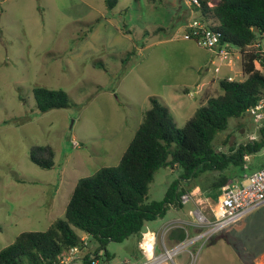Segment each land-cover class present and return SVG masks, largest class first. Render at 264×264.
Here are the masks:
<instances>
[{"label": "rangeland", "instance_id": "1", "mask_svg": "<svg viewBox=\"0 0 264 264\" xmlns=\"http://www.w3.org/2000/svg\"><path fill=\"white\" fill-rule=\"evenodd\" d=\"M188 1L118 0L109 9L105 0H0V252L21 234L45 232L63 220L81 180L94 178L102 168L118 167L151 97L168 107L181 130L204 99L221 94L222 80L199 93L196 85L229 76L242 80L240 61L233 72L222 67L218 74L220 59L213 57L212 63L206 49L182 40V26L194 11ZM259 48L264 44L255 46ZM36 88L63 90L69 107L40 113ZM256 132L251 114L232 118L213 147L226 152L250 142ZM45 148L53 152L49 169L31 158H49ZM257 154L264 157V148ZM182 174L181 167L157 171L148 202L162 201L174 183L189 193ZM217 175L200 177L202 196ZM220 198L221 193L216 201ZM197 199L203 200L191 195L182 208L171 206L163 218L145 223L139 234L159 231L178 219L195 222L191 213L202 209ZM216 236L211 245H189L176 262L262 264L264 205ZM136 238L109 242V264L143 262L135 258Z\"/></svg>", "mask_w": 264, "mask_h": 264}, {"label": "trees", "instance_id": "2", "mask_svg": "<svg viewBox=\"0 0 264 264\" xmlns=\"http://www.w3.org/2000/svg\"><path fill=\"white\" fill-rule=\"evenodd\" d=\"M207 2L200 0V7H195L197 18L222 33V45L240 51L246 78L221 81V94L209 97L181 130L168 107L151 97V107L118 167L102 168L94 178L81 180L67 205L65 218L45 232L21 234L0 252V264H53L71 247L81 244L84 234L90 237L87 250L83 249L85 258L97 254L103 264H109V242L123 243L138 235L145 223L163 218L171 206L183 207L180 199L187 189L179 183L171 186L162 201L148 202L149 186L160 169L181 167L182 179L189 189L201 188V176L217 173L208 188L202 189L203 196L214 200L236 176L243 177L247 171L245 157L264 148V126L257 128L256 139L230 147L227 152L213 147V141L227 130L230 119H244L264 95V75L257 68H264V49H255L264 44V0H211L212 7ZM117 4L118 0H105L109 9ZM34 97L40 113L69 107L63 90L36 88ZM46 150V160L33 154L31 158L38 166L49 169L53 166V152L49 148L43 151ZM171 238L181 243L186 240V232L173 230Z\"/></svg>", "mask_w": 264, "mask_h": 264}, {"label": "built area", "instance_id": "3", "mask_svg": "<svg viewBox=\"0 0 264 264\" xmlns=\"http://www.w3.org/2000/svg\"><path fill=\"white\" fill-rule=\"evenodd\" d=\"M192 7H200V0H189ZM212 7V4L209 3ZM183 39L193 41L199 47L212 52L222 64L232 63L237 59L239 50L230 48L228 44L222 45V33L212 29L208 24L200 19L192 20L185 28ZM241 54V53H240ZM239 55V54H238ZM227 81L233 82L234 78ZM250 114L258 128L264 126V95L255 108L251 109ZM191 201L190 194H184L180 199V205H187ZM264 205V168L251 174L246 179V184L229 183L221 189V198L217 207L213 210L212 219L201 209L191 213L195 217V222L186 223L178 220L171 225L164 227L162 235L165 237L175 229H182L186 232V240L173 247L163 246L162 251L149 260L143 262H127L125 264H178L175 258L180 255L189 245H195L204 241L203 245L208 244L219 232L231 224L240 221L246 214ZM187 227V228H186ZM188 228L195 229V235L189 239ZM89 236L84 234L81 237V244L71 247L61 258L53 264H103L102 259L97 254H89L85 258V252L89 246ZM100 256L103 252L99 253ZM193 256V255H192Z\"/></svg>", "mask_w": 264, "mask_h": 264}, {"label": "crops", "instance_id": "4", "mask_svg": "<svg viewBox=\"0 0 264 264\" xmlns=\"http://www.w3.org/2000/svg\"><path fill=\"white\" fill-rule=\"evenodd\" d=\"M187 4L191 8V6L189 5V3H187ZM192 8H194V11H192V15L187 20V22L189 21V23L191 22L190 20H192V19L193 20L194 19H198L197 18V14L195 12V7H192ZM186 23H184V25ZM186 25L184 27L182 26L183 30L181 29V31L183 32V34H184V31H185ZM157 32H159V30H157ZM182 40H184L183 39V36H182ZM208 52L212 55V58H211L212 61L211 62L214 63L213 57L215 59H217L216 56L212 52H210V51H208ZM238 54L239 55L237 56V59L234 60L232 63H226V64H222L221 63L220 66L218 68H216V72L218 74L221 73L222 67L223 68H226L228 72H233L237 68V66L239 64V61L242 64V56H241L240 53H238ZM260 68L261 69H264L262 67H260ZM229 78H232V77L229 76L228 79ZM228 79L227 78H221V77L220 78H214L209 83L202 82L200 85H198V86L196 85L195 88H196L197 92L199 90L204 91L205 89H207V87H210L211 86V84H212L213 81L216 83L217 80H222L223 81V80H228ZM244 79H245V77H244V73H243V69H242V80H240V81H243ZM184 91L186 92L187 89H184ZM198 93H196V95H198ZM205 101H207V100L204 99L203 100V103H205ZM257 128L258 127L256 126V129ZM257 135H258V133L256 132L251 137L252 138L251 141L253 139H256L257 138ZM241 144H243V143H239L238 145H241ZM229 150H230V148L227 151H229ZM245 161H246V169H247V172L243 174V177L242 178H239L238 176H236L234 178V180L232 182H230V183H234V182L242 183L251 174H253V173L261 170L262 168H264V157L263 156H258V154H255V155L249 156V157H245ZM188 194H191V195H193L195 197H197V196L198 197H202L203 200H200V199H197L196 200V205H198V207L200 206V208H202L201 210H203L204 212H206L209 216L210 215L213 216V210L217 207V204H218V202L216 200H214L212 198H209V197L202 196L201 195V188L200 187H194V188L190 189V192ZM175 209H178V208H175ZM178 220H181V219H178ZM181 221H184V220H181ZM184 222L190 223V222H187V221H184ZM190 229H191L192 236H194L195 235V229L194 228H190ZM162 230H163V228L160 229L159 231H155L153 229H150V230L144 232L142 235H140V234L137 235V238H136L137 239L136 240L137 241V244H136V249H135V258L137 260L143 259V261H146V259H151L155 255L159 254L162 251V248H163L164 245L167 246V247H173L176 244H178V242H176L175 239L171 238V232L164 237L162 235ZM188 232H189V230H188ZM216 237L213 239V242L210 241L208 244L209 245L213 244L216 241ZM148 254H150L149 257H147ZM189 254H190V256H192V253L191 252H189ZM177 263L178 264H184V263H181L179 261H177ZM261 263L264 264V261L261 262Z\"/></svg>", "mask_w": 264, "mask_h": 264}, {"label": "water", "instance_id": "5", "mask_svg": "<svg viewBox=\"0 0 264 264\" xmlns=\"http://www.w3.org/2000/svg\"><path fill=\"white\" fill-rule=\"evenodd\" d=\"M255 30H256V31H258V29H257V28H256Z\"/></svg>", "mask_w": 264, "mask_h": 264}]
</instances>
